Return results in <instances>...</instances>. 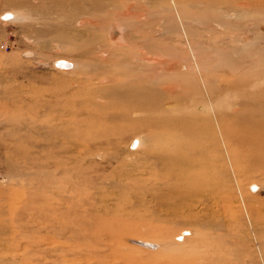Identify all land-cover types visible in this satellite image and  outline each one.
<instances>
[{"label":"rangeland","instance_id":"1","mask_svg":"<svg viewBox=\"0 0 264 264\" xmlns=\"http://www.w3.org/2000/svg\"><path fill=\"white\" fill-rule=\"evenodd\" d=\"M0 264H264V0H0Z\"/></svg>","mask_w":264,"mask_h":264},{"label":"bare ground","instance_id":"2","mask_svg":"<svg viewBox=\"0 0 264 264\" xmlns=\"http://www.w3.org/2000/svg\"><path fill=\"white\" fill-rule=\"evenodd\" d=\"M217 1L220 2V4H222L223 6L228 7V8L233 7L235 5H244L245 6V5H250L251 3L253 4V0H250V1H248V0H217ZM61 64L63 66H70L72 63L67 61V60L66 61L63 60ZM138 143H140V140H138ZM167 158L168 157L166 155L165 156L160 155V160L167 161ZM140 242H145V241H140ZM147 243L148 244H146V243H142V244H143V246H146V247H151V248L155 247L153 244H149V242H147ZM154 244H156V243H154Z\"/></svg>","mask_w":264,"mask_h":264}]
</instances>
